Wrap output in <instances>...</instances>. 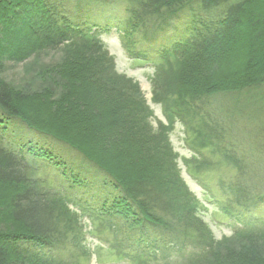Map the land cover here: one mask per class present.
<instances>
[{
  "label": "trees",
  "instance_id": "obj_1",
  "mask_svg": "<svg viewBox=\"0 0 264 264\" xmlns=\"http://www.w3.org/2000/svg\"><path fill=\"white\" fill-rule=\"evenodd\" d=\"M122 1L117 29L130 56L150 61L135 44L176 34L154 55V100L235 168L219 182L232 234L214 238L181 178L170 127L152 126L137 85L115 70L101 40L111 27L87 20L103 0H0V264H70L72 208L122 232L111 244L141 260L264 264V214L253 213L264 205V147L250 159L238 153L210 111L211 99L236 97L224 112L237 125V95L264 88V0ZM11 124L26 131L17 140ZM68 152L102 175L87 209L78 195L89 182Z\"/></svg>",
  "mask_w": 264,
  "mask_h": 264
},
{
  "label": "rangeland",
  "instance_id": "obj_2",
  "mask_svg": "<svg viewBox=\"0 0 264 264\" xmlns=\"http://www.w3.org/2000/svg\"><path fill=\"white\" fill-rule=\"evenodd\" d=\"M125 7L126 4L122 0H103L100 6L92 5L88 7L90 18L87 20L100 26L111 27L101 36L107 56L111 58L115 70L119 74L131 79L137 85L140 96L152 112V126L157 128L158 124L162 123L170 127L168 138L172 150L176 154V162L181 178L202 205L201 218L210 228L214 238L220 241L232 234V223L230 217L219 209V206L225 204L227 200L225 193L219 187V182L226 183L227 180L231 179L235 174V168L210 146L200 141L199 136L190 128V124H183L173 117L170 118L173 119L172 124L168 121L163 105L154 100L159 80L157 81V68L153 59H155L154 55L163 47L164 43L173 40L176 34L162 37L159 35L149 42L139 41L135 44L138 51L148 54L151 58L150 61L140 58L143 56L138 58L130 56L124 46L125 41L121 38L117 29V24H122L127 18ZM133 40L136 41L132 38ZM131 48L133 49V46ZM22 68L15 71L14 75H11V79L19 80L23 76L24 70ZM259 95H264V88L259 91L246 89L237 95L238 107L242 109L239 114H236L239 116L237 125L230 124L231 117L224 112L232 104L235 105L236 97L232 99L217 96L214 100L211 99L216 105L214 107V103L211 104L212 116L219 117L220 115L224 118L222 132H225L228 137H234V148L243 155L246 152L249 159L255 156L256 146L259 148L264 147V143H261L264 142V97H259ZM206 109L208 110V108ZM189 121L194 122L193 119ZM187 128H190V130ZM9 130L10 138L13 140H17V134L26 132L12 124L9 126ZM26 136L28 137V134ZM241 136H245L246 139L243 141ZM249 143H253L252 150ZM58 147L55 146L56 149ZM63 150H65V147ZM59 153L64 154L60 151ZM68 154L69 156L66 155V161L71 165H77L75 171L83 174L89 182L88 187L85 190H79L78 195L85 203H82V205L87 209L88 205L86 204H88V201L94 203L95 198L100 193L95 188L102 175L96 170L81 167L76 156L69 152ZM72 210L76 211L79 218L76 219L75 229L69 232L67 236L68 239L70 237L71 239L65 249L67 253L65 257L70 264H181L185 262V260L174 258L171 259L170 263H164L161 260H141L133 255L132 250H127L125 254L111 244L113 242L118 247V243H122V232L99 222L93 212L85 213L79 211L78 208L77 210L72 208ZM253 213L257 216L264 214V205L261 204L256 207ZM125 245L124 241L123 246Z\"/></svg>",
  "mask_w": 264,
  "mask_h": 264
}]
</instances>
